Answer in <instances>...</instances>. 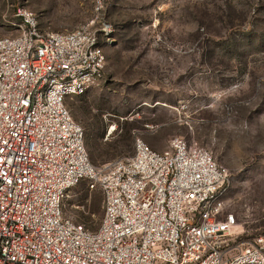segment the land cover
<instances>
[{"label":"built area","instance_id":"built-area-1","mask_svg":"<svg viewBox=\"0 0 264 264\" xmlns=\"http://www.w3.org/2000/svg\"><path fill=\"white\" fill-rule=\"evenodd\" d=\"M103 7L54 30L18 6L0 35V264H264V230L243 238L228 171L199 140L137 136L127 156L90 159L68 99L104 80ZM83 180L103 193L96 228L63 211Z\"/></svg>","mask_w":264,"mask_h":264},{"label":"rangeland","instance_id":"rangeland-1","mask_svg":"<svg viewBox=\"0 0 264 264\" xmlns=\"http://www.w3.org/2000/svg\"><path fill=\"white\" fill-rule=\"evenodd\" d=\"M103 2L113 29L104 80L68 99L92 162L131 154L137 136L158 149L173 136L195 138L228 171V209L249 222L243 238L263 231L264 0ZM18 6L64 30L90 18L96 0H0V35L16 32ZM63 211L96 228L102 190L81 181Z\"/></svg>","mask_w":264,"mask_h":264},{"label":"trees","instance_id":"trees-1","mask_svg":"<svg viewBox=\"0 0 264 264\" xmlns=\"http://www.w3.org/2000/svg\"><path fill=\"white\" fill-rule=\"evenodd\" d=\"M87 145H90V141L87 139Z\"/></svg>","mask_w":264,"mask_h":264}]
</instances>
